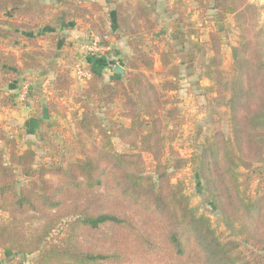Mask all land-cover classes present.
Returning a JSON list of instances; mask_svg holds the SVG:
<instances>
[{
	"label": "trees",
	"instance_id": "trees-1",
	"mask_svg": "<svg viewBox=\"0 0 264 264\" xmlns=\"http://www.w3.org/2000/svg\"><path fill=\"white\" fill-rule=\"evenodd\" d=\"M105 1L114 8L110 35L117 41L125 38L133 51L126 74L107 82L96 70L100 65L93 63L91 77L73 98L82 158L66 169L63 154L60 163L39 164L36 150L19 151L15 140L0 131L7 147V155L0 148V211L9 215L0 225V251L37 255L35 264H264V190L255 199L242 190L253 171L264 175L260 8L251 0H193L203 17L213 11L225 23L233 16L239 31L229 76L221 68L220 31L209 35L213 56L206 65L211 82L206 90L218 108L227 110L232 137L216 131L202 145L195 164L211 202L230 225H239V235L250 246L246 253L238 240H222L212 219L191 206L185 184L175 181L188 164L174 147L183 124L176 95L181 70L172 52L159 47L163 37L151 1ZM103 10L92 0H0V113L15 107L18 95L6 88L14 89L23 72L50 70L55 100L68 96L73 86L69 73L52 62L57 56L54 45L45 49L38 43L52 41L51 35L29 36L27 49L20 53L3 51V44L19 30L45 27L52 34L74 22L104 39L109 33ZM177 34L172 39L186 43L187 35ZM158 65L163 79L156 85L152 74ZM48 107L51 114L57 105L51 101ZM117 113L128 126L115 119ZM55 125H47V131ZM48 136L43 132L40 141ZM115 139L128 150L119 152ZM241 167L247 169L244 182ZM19 174L27 181L22 187Z\"/></svg>",
	"mask_w": 264,
	"mask_h": 264
},
{
	"label": "rangeland",
	"instance_id": "rangeland-1",
	"mask_svg": "<svg viewBox=\"0 0 264 264\" xmlns=\"http://www.w3.org/2000/svg\"><path fill=\"white\" fill-rule=\"evenodd\" d=\"M119 1L122 3L126 2V0ZM139 1H151L154 17L159 26L158 31L163 37V39H160L161 41L159 39L157 41L160 44L159 47L172 52L176 64L181 70L180 90L176 95L181 102L179 110L183 124L177 135L174 147L182 157L188 160V164L178 173L175 181L177 179L185 184L191 206L198 213L212 219L213 226L223 241L236 239L241 243V249L248 253L250 246L245 244V236L239 235V225H230L223 214L219 219L215 216L216 212L220 210L211 202L208 193L204 190L203 182L199 177L198 168L195 164L196 155L200 152L202 145L216 131H222L228 138L232 137L227 110L225 108H218L214 103L215 96L206 90L211 85L210 80L206 76V65L213 56V52L210 51L209 35L212 31H220L222 39L221 68L225 76H229L233 66L231 48L239 42V31L229 19L225 23L220 22L214 16L215 12L213 11H209L203 17L199 12L198 5L193 0L177 1L175 6L171 4V0H133L132 4L136 5ZM254 2L258 5H263L259 0H255ZM44 3L55 5V9L58 6V2L54 1H44ZM113 11V7L104 6L102 15L104 16L105 26L109 34L106 38L100 39V41L101 46L106 51L94 54V59L99 58L100 60L98 62L100 67L96 70L104 76L107 82L119 77L114 71V66L110 65V62L114 61L116 64L123 62L126 74L127 61L133 55L130 47L129 50L131 52H128V49H126L128 43L125 44L123 42L126 40L125 38L118 40L121 44L124 43V46H121V44H116L117 40L110 35L115 30ZM176 12H178V17L182 20L183 17L180 15L184 13L183 16L187 17L185 18L186 21H178L179 18L177 19L175 18L176 16H173ZM47 13L50 16L53 11L49 10ZM5 15L10 16L8 13H5ZM87 28L86 25L79 22L75 25L71 24L70 28H67L66 25L59 26L52 34L51 32H46L48 30L45 27L31 28L30 30L23 29L16 32L17 37L5 42L1 47L7 53L12 50L20 53L22 50L27 49V38L29 36L41 35L43 37L49 34L52 37V41L40 39L38 43L45 49L52 44L54 45L57 56L52 62L58 63L73 79L71 93L62 99L56 100L54 99L56 94L53 90V85L48 84L49 82L46 83L48 79L51 81L52 77H54L52 84L55 80V76L50 70L23 72L19 75V84H17L16 90H13L11 85L6 88L10 92L17 93L18 99L16 100L15 107L3 109L0 113V131H3L9 139L15 140L19 151L22 152L26 149L36 150L38 152L37 161L39 164H48L51 161L60 163L61 155L63 154L66 159L64 163V168L66 169L70 162H74L77 158H82V148L77 144L76 121L73 118L74 112L77 111L73 98L74 94L79 93L86 83L75 79L73 72L76 70L77 65L82 63L81 61L93 55L89 54L86 50L84 51L83 47L89 45L95 38H99L97 34L92 33ZM176 28L187 33L189 31H196L198 35H189L186 43H181V40L174 41L171 36ZM71 31L77 37L74 40H69V38L73 37ZM195 43H198V46H195ZM148 44L152 45L150 39L148 40ZM92 64L82 63L81 66L91 72ZM158 69L159 65L157 70L152 74L156 85H159L163 79ZM124 75H120L122 76L121 78ZM37 85H40V87L37 88ZM74 85H77L74 90L75 92L73 91ZM36 88L37 92L35 91ZM51 101H55L57 107L55 112L49 114L47 117L45 116V108L46 106L48 107V103ZM116 107H119V104H116ZM25 109H28L27 115H24ZM36 119L43 124V128L41 129L40 127L36 132H33V130H30V122L32 120L36 121ZM115 119L125 126H128L130 123L128 120L121 118L118 113L115 115ZM54 123H56L55 127L47 131V125H53ZM45 131L48 133L50 139L40 141V135ZM114 142L119 152L128 150V147L121 145L117 139ZM0 148L7 155V147L1 140ZM259 166L255 165L254 167L257 168ZM238 173L241 175L240 181L244 182L245 177L243 174L247 173V169L241 167ZM48 179L52 182L57 181V177L51 175L48 176ZM26 182L19 174V187L25 185ZM242 190L244 195L249 199L257 198L264 190V175L261 176L258 172L253 171L250 178L243 184ZM8 220V213L0 211V225ZM36 257L37 255H19L16 257L15 252L0 251V264L15 260L22 261L23 264H35Z\"/></svg>",
	"mask_w": 264,
	"mask_h": 264
},
{
	"label": "crops",
	"instance_id": "crops-1",
	"mask_svg": "<svg viewBox=\"0 0 264 264\" xmlns=\"http://www.w3.org/2000/svg\"><path fill=\"white\" fill-rule=\"evenodd\" d=\"M92 1H96V2H98V3H100L103 7L104 6H106V1L105 0H92ZM172 1V3L171 4H173L174 6H175V4H176V2L178 1V2H180L181 0H171ZM255 0H251V4H255V5H257L259 8H260V10H261V17H260V19H259V24H260V27H262L263 29H264V0H259L260 1V3L261 4H263V5H258V4H256L255 2H254ZM178 12H176V13H174L173 14V16H176L175 18H179L178 17V14H177ZM182 13V12H181ZM184 14V13H183ZM183 14L182 15H180V13H179V15L181 16V17H183V20L182 19H180L179 18V20L178 21H186L185 20V18H187V17H184L183 16ZM230 18H232V19H230ZM229 20H231L232 22H233V24L235 25V20H234V17L233 16H231V17H229L228 18ZM76 23H78V22H74V23H72L73 25H75ZM70 26H71V24H70ZM86 29V28H85ZM88 30H89V28H87ZM82 30H84V29H82ZM177 32V33H184V34H186L187 36H186V39H188V37H189V35H192V33L189 31V33H187V32H184V31H181L180 29H174V32ZM74 32L73 31H71V34H72V38H69V40H74V38H77V37H75V35L73 34ZM79 33V32H78ZM70 34V35H71ZM179 34H177V35H179ZM79 36H81L80 34H79ZM178 37H180V35L178 36ZM79 38V37H78ZM179 39V38H178ZM174 40V41H180V40ZM115 42V41H114ZM118 41H116L115 43L116 44H121L120 42H118ZM123 42H125V44H127V42H126V40L125 41H123ZM181 43H183L182 41H181ZM114 44V43H113ZM196 44V43H195ZM121 46H124V43L123 44H121ZM49 47V46H48ZM83 48H85V46L83 47ZM126 49H128V52H131L130 50H129V46H127V48ZM84 51H85V49H84ZM90 54V53H89ZM97 60V61H96ZM94 59V55H90V57H87L84 61H81L82 63H87V64H92V63H95V62H99L100 60H99V58H97V59ZM80 62V63H81ZM81 63V64H82ZM81 64H80V66H81ZM94 64H92V66H91V69H94V68H96V67H94L93 66ZM78 66V65H77ZM83 67V66H82ZM73 74L75 75V70H74V72H73ZM53 79H54V77H52V80L50 81V79H48L47 81H46V83L47 82H49L48 84H51L52 85V81H53ZM80 84V83H79ZM38 87L37 88H39L40 87V85H37ZM77 86V85H76ZM76 86L74 85V89H73V91L75 90V88H76ZM81 86H84V85H81ZM14 89L13 90H16L17 89V86L16 87H13ZM37 88H36V92H37ZM75 92V91H74ZM9 112V111H8ZM8 112H6L7 114H8ZM48 115H49V113H48V107L46 106V108H45V116H47L48 117ZM40 125H42L41 123H40V121L39 120H37L36 119V121H31L30 122V130L32 131L33 130V132H36L38 129H40Z\"/></svg>",
	"mask_w": 264,
	"mask_h": 264
},
{
	"label": "built area",
	"instance_id": "built-area-1",
	"mask_svg": "<svg viewBox=\"0 0 264 264\" xmlns=\"http://www.w3.org/2000/svg\"><path fill=\"white\" fill-rule=\"evenodd\" d=\"M90 54L101 53L106 51L105 48L101 46L100 38H95L89 45L84 48ZM75 79L82 83H86V81L91 77V72L85 70L84 67L78 65L75 70Z\"/></svg>",
	"mask_w": 264,
	"mask_h": 264
},
{
	"label": "water",
	"instance_id": "water-1",
	"mask_svg": "<svg viewBox=\"0 0 264 264\" xmlns=\"http://www.w3.org/2000/svg\"><path fill=\"white\" fill-rule=\"evenodd\" d=\"M110 65L114 66V71H115L116 74H118V75H124L125 74V64L123 62L120 63V64H116V62L111 61ZM27 110L28 109H25L24 115H27V112H28ZM215 216L219 219V218L222 217V213L220 211H217Z\"/></svg>",
	"mask_w": 264,
	"mask_h": 264
}]
</instances>
